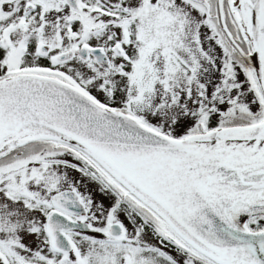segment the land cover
<instances>
[{
	"label": "snow or ice",
	"instance_id": "snow-or-ice-1",
	"mask_svg": "<svg viewBox=\"0 0 264 264\" xmlns=\"http://www.w3.org/2000/svg\"><path fill=\"white\" fill-rule=\"evenodd\" d=\"M0 264H264V0H0Z\"/></svg>",
	"mask_w": 264,
	"mask_h": 264
}]
</instances>
